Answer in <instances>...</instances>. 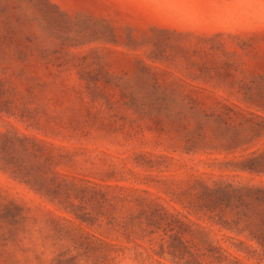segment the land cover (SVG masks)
<instances>
[{
	"label": "rangeland",
	"instance_id": "374dc122",
	"mask_svg": "<svg viewBox=\"0 0 264 264\" xmlns=\"http://www.w3.org/2000/svg\"><path fill=\"white\" fill-rule=\"evenodd\" d=\"M0 264H264V0H0Z\"/></svg>",
	"mask_w": 264,
	"mask_h": 264
}]
</instances>
